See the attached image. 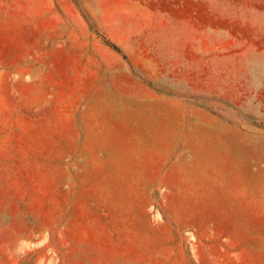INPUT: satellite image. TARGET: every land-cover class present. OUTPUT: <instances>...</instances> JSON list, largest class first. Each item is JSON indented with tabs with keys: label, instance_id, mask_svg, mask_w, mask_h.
<instances>
[{
	"label": "rangeland",
	"instance_id": "374dc122",
	"mask_svg": "<svg viewBox=\"0 0 264 264\" xmlns=\"http://www.w3.org/2000/svg\"><path fill=\"white\" fill-rule=\"evenodd\" d=\"M263 124L264 0H0V264H264Z\"/></svg>",
	"mask_w": 264,
	"mask_h": 264
},
{
	"label": "crops",
	"instance_id": "0c3cea01",
	"mask_svg": "<svg viewBox=\"0 0 264 264\" xmlns=\"http://www.w3.org/2000/svg\"><path fill=\"white\" fill-rule=\"evenodd\" d=\"M170 150L167 151V153H169ZM164 154V150L162 148H160V155H163Z\"/></svg>",
	"mask_w": 264,
	"mask_h": 264
},
{
	"label": "water",
	"instance_id": "95a60500",
	"mask_svg": "<svg viewBox=\"0 0 264 264\" xmlns=\"http://www.w3.org/2000/svg\"><path fill=\"white\" fill-rule=\"evenodd\" d=\"M263 126H264V124H263Z\"/></svg>",
	"mask_w": 264,
	"mask_h": 264
},
{
	"label": "trees",
	"instance_id": "16d2710c",
	"mask_svg": "<svg viewBox=\"0 0 264 264\" xmlns=\"http://www.w3.org/2000/svg\"><path fill=\"white\" fill-rule=\"evenodd\" d=\"M115 46V45H114Z\"/></svg>",
	"mask_w": 264,
	"mask_h": 264
}]
</instances>
